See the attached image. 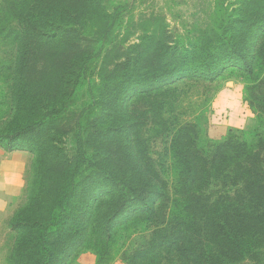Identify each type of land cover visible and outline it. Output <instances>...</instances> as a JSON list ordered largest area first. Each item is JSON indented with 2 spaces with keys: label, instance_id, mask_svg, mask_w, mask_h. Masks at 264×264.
I'll list each match as a JSON object with an SVG mask.
<instances>
[{
  "label": "trees",
  "instance_id": "1",
  "mask_svg": "<svg viewBox=\"0 0 264 264\" xmlns=\"http://www.w3.org/2000/svg\"><path fill=\"white\" fill-rule=\"evenodd\" d=\"M242 1L239 24L252 26V31L246 40L239 37L240 29L220 40L221 46L227 47L226 55L233 58L220 52L213 60L200 59L190 68L181 67L198 56L169 45L164 49L157 43L132 45L129 48L136 50L135 61L122 73L109 74L110 101L119 106L126 104L124 99L131 105L145 94L162 93L178 83L183 72L198 65L205 67L202 74L210 79L236 62L250 77L264 72V0ZM15 4L23 23L15 34L18 51L14 60L22 90L43 86L54 91L60 77L69 85L74 72L79 76L88 67L90 56L80 43L86 29L98 22L106 35L113 31L112 16L100 0H19ZM40 44L47 47L41 51ZM29 73H34L35 82H25ZM262 77H256L258 93L249 95L250 106L258 113L259 128L264 127ZM61 88L65 95L68 87ZM22 92L17 93L18 110L28 104ZM58 102V108L47 109L16 135H0V145L18 148L24 134H34L47 118L55 120L57 115H64L65 101ZM31 104L29 109L38 114V100ZM72 114L76 121L72 158L50 142L43 143L41 152L31 149L36 151V165L24 201L9 222L14 234L8 264H67L81 246L96 252L102 246L109 248L116 227L128 225L140 212L156 215L159 210L163 226L153 231L143 258L165 249L177 253L176 264H239L264 256V136L246 133L240 139L230 128L211 136L208 127L203 133L192 122L174 127L169 145L174 181L169 196L159 184L119 177L110 164L90 158L87 148L95 123L83 110ZM65 117L73 118L68 112ZM130 120L132 124L138 122ZM110 133L102 128L97 133L103 156L108 154ZM87 168L103 176L107 187L93 186V176L82 175ZM133 203L137 205L132 208Z\"/></svg>",
  "mask_w": 264,
  "mask_h": 264
},
{
  "label": "rangeland",
  "instance_id": "2",
  "mask_svg": "<svg viewBox=\"0 0 264 264\" xmlns=\"http://www.w3.org/2000/svg\"><path fill=\"white\" fill-rule=\"evenodd\" d=\"M18 1L0 0V135H16V131L42 117L47 109L58 108L59 100L63 99L66 107L64 115H57L55 120L47 118L42 128L33 130L34 134L23 135L25 137L17 143L19 149H9L11 151L6 154L4 160L12 167L0 176V199L9 203L0 218V262L3 260L8 264L7 256L14 234L9 222L24 201L30 173L36 165L35 152H41L43 143L50 142L67 153L69 158L74 156L76 121L72 111L83 110L84 116L95 123L87 148L90 158L110 164L119 177L126 175L139 183L148 179L159 184L169 196L173 194L174 181L169 147L174 127L192 122L199 125L203 133L208 127L211 136L221 135L229 128L240 139L246 133L264 136V127L259 128L258 113L251 108L249 99V95L258 93L256 77L261 80L264 72L250 77L238 62L226 66L223 73L213 79L205 77L202 74L205 67L198 65L183 72L178 83L164 92L145 94L135 98L131 105L124 99L122 101L126 104L119 106L110 101L109 74L122 73L128 63L135 61L136 50L129 48L132 45L157 43L162 49L169 45L182 51L191 50L198 59H190L181 66L190 68L200 59L213 60L220 52H223L222 56L226 55L227 47L221 46L220 40L229 36L231 31L240 29L239 37L246 40L252 26L239 24L242 0H100L102 8L112 16V34L102 32L98 22L87 28L85 39L80 43L90 56L88 67L79 76L74 72L73 82L69 85L62 77L58 78L54 91L43 86L39 89L20 88L18 77L21 75L14 63L18 51L15 34L23 25L16 14L19 6L15 2ZM257 30L260 31L259 28ZM38 47L42 51L47 46L40 44ZM224 57L233 58L232 54ZM193 73L197 75L193 76ZM34 78V73H29L25 82H35ZM62 85L68 87L65 95H62ZM20 91L24 92L22 99L28 104L18 110L17 93ZM34 100L40 104L38 114L29 109ZM67 112L73 118L67 119ZM130 119L138 122L132 124ZM100 128L111 130L106 156H103L96 140ZM16 167L22 174L19 190L8 183L12 177L10 173L15 172ZM94 171L87 168L82 175L93 176L90 180L93 186L107 187L103 176L96 175ZM136 205L133 203L132 208ZM130 222L113 230L109 248L102 246L96 252L81 246L66 263L176 264L178 255L169 249L143 258L153 231L163 226L160 210L156 215L140 212ZM259 257L239 264H264V256Z\"/></svg>",
  "mask_w": 264,
  "mask_h": 264
},
{
  "label": "crops",
  "instance_id": "3",
  "mask_svg": "<svg viewBox=\"0 0 264 264\" xmlns=\"http://www.w3.org/2000/svg\"><path fill=\"white\" fill-rule=\"evenodd\" d=\"M15 149H19V147L15 148ZM21 150H23V149H21ZM9 151H11V150L0 145V176H4L3 172L6 169L9 170L10 167H12L10 162L7 163V160H4L6 157V154H9ZM10 176H12V177H10L12 180L10 179V182H8L9 186L12 185L11 186L12 188L14 187L16 190H19V188L22 187V183H20V180L22 178L21 177L22 174L20 173V170H18V168L16 167L15 172H11ZM8 205H9V203L0 199V218H1V216L4 215L5 210H7ZM0 264H4L3 260L0 262Z\"/></svg>",
  "mask_w": 264,
  "mask_h": 264
}]
</instances>
